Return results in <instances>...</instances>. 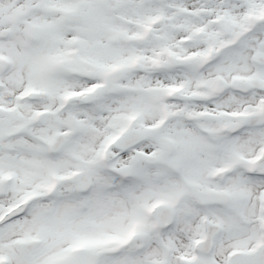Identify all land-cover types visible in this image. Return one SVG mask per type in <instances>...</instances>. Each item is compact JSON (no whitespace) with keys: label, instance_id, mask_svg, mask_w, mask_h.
<instances>
[{"label":"snow or ice","instance_id":"snow-or-ice-1","mask_svg":"<svg viewBox=\"0 0 264 264\" xmlns=\"http://www.w3.org/2000/svg\"><path fill=\"white\" fill-rule=\"evenodd\" d=\"M0 264H264V0H0Z\"/></svg>","mask_w":264,"mask_h":264}]
</instances>
